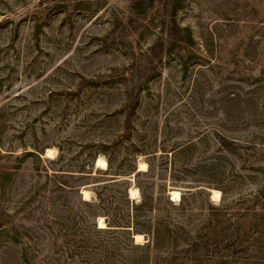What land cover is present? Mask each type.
<instances>
[{"label":"rangeland","instance_id":"1","mask_svg":"<svg viewBox=\"0 0 264 264\" xmlns=\"http://www.w3.org/2000/svg\"><path fill=\"white\" fill-rule=\"evenodd\" d=\"M131 1L0 0V264H264V0Z\"/></svg>","mask_w":264,"mask_h":264},{"label":"bare ground","instance_id":"2","mask_svg":"<svg viewBox=\"0 0 264 264\" xmlns=\"http://www.w3.org/2000/svg\"><path fill=\"white\" fill-rule=\"evenodd\" d=\"M51 152V149L50 148H47V153H46V156L48 157L49 154ZM53 153V152H52ZM95 167L96 168H101V169H106L107 168V162L104 158L102 157H98L96 160H95ZM148 167V164L145 162V161H140L138 163V166H137V170L138 171H145ZM211 196L213 198H216V199H219L220 196H221V191L219 189H215V188H212L211 189ZM139 191L136 187L132 186L129 188V196L131 197H136L138 195ZM81 194L83 196V199L84 200H88L90 199V192L89 190H87L86 188H82L81 189ZM170 195H171V200H179L180 199V192L178 190H171L170 191ZM103 218L102 217H98V223H99V227H105L106 225L104 224L103 222ZM133 237L135 238V242L136 243H139L141 241H143V235L141 233H134L133 234Z\"/></svg>","mask_w":264,"mask_h":264},{"label":"trees","instance_id":"3","mask_svg":"<svg viewBox=\"0 0 264 264\" xmlns=\"http://www.w3.org/2000/svg\"><path fill=\"white\" fill-rule=\"evenodd\" d=\"M164 1L166 2V0H164ZM167 1L169 3L170 2L172 3V0H167ZM131 2H132L133 8H135L137 10L139 5L141 4L142 0H132ZM174 10H176V5L172 4L170 7V15L173 14ZM165 26H167L166 29H167V35H168V42L172 44V42L174 40H178L177 36L180 32V29H179L178 25L176 24L173 17H170L168 19ZM168 48L171 49L172 47H168ZM132 217H133V219H132L133 221L131 224L129 221H127V219H125V214L117 213L111 219L110 223H112V225H117V226H119V225L127 226L128 229H129V227H131V229H134L135 231H137L136 233H139L138 231L140 230V228H138L136 226V224H139V223H138V221L136 222V224L134 223V213H133Z\"/></svg>","mask_w":264,"mask_h":264}]
</instances>
